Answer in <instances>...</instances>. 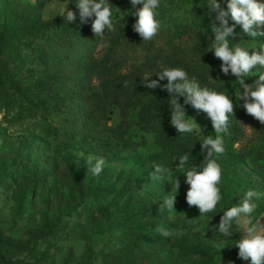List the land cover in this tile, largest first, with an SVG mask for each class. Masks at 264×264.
I'll list each match as a JSON object with an SVG mask.
<instances>
[{"label": "rangeland", "instance_id": "1", "mask_svg": "<svg viewBox=\"0 0 264 264\" xmlns=\"http://www.w3.org/2000/svg\"><path fill=\"white\" fill-rule=\"evenodd\" d=\"M109 2L116 31L95 37L94 17L81 24L77 0H0V264H250L234 246L240 228L231 238L211 230L247 190L264 192V124L237 106L241 85L208 51L218 13L209 0H160V30L142 41L130 0ZM66 6L74 23L60 16ZM229 38L250 53L264 44L239 26ZM162 66L183 68L234 103L218 160L222 199L204 216L188 206L176 165L186 153L199 164L200 142L216 134L190 105L201 129L172 127L168 93L142 83ZM89 155L106 161L99 176L87 171ZM156 165L169 169L163 179L151 178ZM173 195L175 209L160 213ZM255 202L253 222L264 225V198ZM158 227L182 235L165 238Z\"/></svg>", "mask_w": 264, "mask_h": 264}, {"label": "clouds", "instance_id": "2", "mask_svg": "<svg viewBox=\"0 0 264 264\" xmlns=\"http://www.w3.org/2000/svg\"><path fill=\"white\" fill-rule=\"evenodd\" d=\"M130 4L137 18L133 24V31L142 41L152 40L159 32L161 24L157 19V9L160 0H130ZM141 7H137V6ZM76 7L79 10L81 24H86L90 18L91 30L95 37H103L105 31L115 32L116 28L112 20V4L109 0H77ZM208 9L218 13L217 19L221 27L213 25L212 35L214 39L208 47L215 58L221 61L220 70L225 75L231 74L238 80L242 91L236 96L237 100H243L242 107L246 114L264 124V71L258 73V80L254 84H246L245 77L252 76L253 69H264V44L259 51H252L239 45L232 47L229 37L235 35V29L240 27L244 35L255 40L264 37V3L259 0H227V10L221 8L218 0H209ZM60 16L67 23L76 21V13L68 10L67 6L61 9ZM229 17L232 21L229 26ZM255 49V48H254ZM158 79H151L152 75L145 74L143 85L149 89L161 88L168 93L170 104V123L180 133H192L200 125L193 117L187 115L186 107L190 105L197 112H203L210 120L215 138L207 135L201 144L203 160L199 164H189V155L186 153L179 157L176 167L184 173L185 183L188 185L186 202L189 207H196L200 215L204 216L214 212L222 199L219 185L222 182V168L218 162L226 149L224 135H230V116H234V103L228 95L201 87L197 79L189 77L188 73L179 67H161L155 74ZM167 80L161 85L160 81ZM128 81L124 82L127 87ZM183 97V104L180 98ZM206 153V154H205ZM87 171L93 176H99L106 166L103 157L89 155L85 160ZM169 169L162 166H154L150 174L152 179H163ZM180 187L176 180V189ZM264 198V192L249 189L242 199L228 210L223 212L218 225H213L211 230L224 237H232L233 225L241 229V238L234 244L238 248V258L248 261L250 264H264V225L260 220L255 223L252 213L257 209L255 201ZM176 195L167 197L160 204L158 211L171 212L175 209ZM156 232L162 237L182 235L179 230L157 228Z\"/></svg>", "mask_w": 264, "mask_h": 264}, {"label": "trees", "instance_id": "3", "mask_svg": "<svg viewBox=\"0 0 264 264\" xmlns=\"http://www.w3.org/2000/svg\"><path fill=\"white\" fill-rule=\"evenodd\" d=\"M120 42H121V39L117 38L114 43H115L116 46H118V45H120Z\"/></svg>", "mask_w": 264, "mask_h": 264}]
</instances>
